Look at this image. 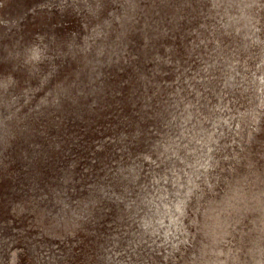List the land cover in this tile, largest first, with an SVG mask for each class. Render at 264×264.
Here are the masks:
<instances>
[{"label": "rangeland", "instance_id": "obj_1", "mask_svg": "<svg viewBox=\"0 0 264 264\" xmlns=\"http://www.w3.org/2000/svg\"><path fill=\"white\" fill-rule=\"evenodd\" d=\"M0 264H264V0H0Z\"/></svg>", "mask_w": 264, "mask_h": 264}]
</instances>
